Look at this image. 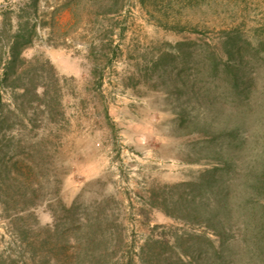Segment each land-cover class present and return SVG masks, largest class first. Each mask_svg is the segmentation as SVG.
<instances>
[{"label":"rangeland","instance_id":"1","mask_svg":"<svg viewBox=\"0 0 264 264\" xmlns=\"http://www.w3.org/2000/svg\"><path fill=\"white\" fill-rule=\"evenodd\" d=\"M0 94V264H264V0H0Z\"/></svg>","mask_w":264,"mask_h":264},{"label":"trees","instance_id":"2","mask_svg":"<svg viewBox=\"0 0 264 264\" xmlns=\"http://www.w3.org/2000/svg\"><path fill=\"white\" fill-rule=\"evenodd\" d=\"M230 49H231V52H235V53H237V51H238V49H237V43H236V44H233V43H232ZM4 76H6V72L3 73V77H4ZM1 108H2V104H1V94H0V109H1ZM227 161H228V163H231V162H232V156H231V157L228 156V160H227ZM212 172H213V171H212ZM207 173L210 174L211 172H207ZM208 174H207V175H208ZM203 178H204V177H203ZM203 178H202V179H203Z\"/></svg>","mask_w":264,"mask_h":264}]
</instances>
